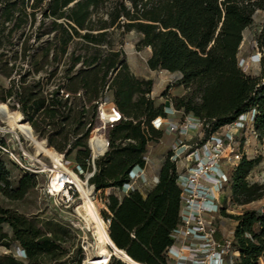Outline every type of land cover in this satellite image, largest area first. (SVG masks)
<instances>
[{
    "label": "trees",
    "instance_id": "obj_1",
    "mask_svg": "<svg viewBox=\"0 0 264 264\" xmlns=\"http://www.w3.org/2000/svg\"><path fill=\"white\" fill-rule=\"evenodd\" d=\"M258 12L264 14V0H0V103L65 160L94 173L89 183L97 191L118 190L106 198L102 217L114 244L139 264H176L169 249L184 228L182 169L172 149L159 157L158 179L144 191L137 184L141 176L131 178L137 169L148 172L153 146L179 133L168 134L167 125L157 129L154 121L197 119L202 148L246 115L243 131L264 138V77L241 65L245 33ZM131 32L141 36L140 49L150 48L151 71L177 75L184 91L173 97V116L166 113L170 86L158 91L155 78L132 71L123 48ZM257 44L264 54V23ZM105 103L115 106L121 121L112 123L108 150L94 160L89 140ZM94 142L98 155L103 141ZM261 162L244 153L226 169L221 214L234 221L227 241L235 255L225 264L264 258V210L246 208L264 199V184L249 181ZM36 185L26 173L14 190H0L21 200ZM229 205L244 210L228 215ZM64 228L2 213L0 247L9 253L0 254V264H83L71 257ZM109 264L127 263L113 256Z\"/></svg>",
    "mask_w": 264,
    "mask_h": 264
},
{
    "label": "rangeland",
    "instance_id": "obj_2",
    "mask_svg": "<svg viewBox=\"0 0 264 264\" xmlns=\"http://www.w3.org/2000/svg\"><path fill=\"white\" fill-rule=\"evenodd\" d=\"M263 23L264 14L258 12L255 16L253 26L245 33L241 49V65L246 71H249L253 75L264 77V54L258 49L257 44V36L261 31ZM140 38L141 36L135 32L123 36V48L132 71L140 77L155 78L158 84V91L166 90L170 86V100L166 104L173 108V101L175 100L173 97L178 95L179 92L184 91L183 88H179V85H177V75H171L164 71H151L147 66V60L151 50L150 48H139ZM120 39L119 36L116 37L117 41ZM114 109L115 106L113 104L105 103L100 106L98 113L101 110L113 112ZM13 121H19L20 123L29 125L22 119V116L18 112L12 111L8 105L0 103V138L6 143L5 146H2L0 143V187H7L8 191L14 190L18 187L20 179L26 173L35 176L37 185L35 189L30 191L21 200H12L0 190V216L4 212H9L16 216H23L27 222L44 223L45 225L47 223L51 225H62L65 227V240L67 241L65 245L70 249L71 257H73L74 260L81 257L82 263L86 264V261L96 254L98 239L94 221L85 219L83 214L78 211L79 207L85 204V198L74 183L68 186L67 193H49L55 173L59 175L60 172H66L63 170L65 168L56 169L54 161L49 156L41 154L36 145L21 134L17 126H12ZM163 123L164 125L168 123L179 124L178 121H174L172 118L163 120ZM113 126L114 124L103 121L101 115H99V118L96 120V126L91 134L89 145L93 137L107 139L110 129ZM245 126L246 123L238 129L230 127L224 128L217 137H225L227 144L223 143V146H221L212 139L203 149L198 148L201 146V142L204 138L200 129L194 130L189 126L187 133L170 135L173 138L172 142H164L152 147L149 156L150 162L148 172H144V179H142L143 184L137 183L139 188L144 191L146 187L151 185L153 180H156L155 176L159 171V157L165 154L169 149H172L176 153L184 178L192 179V181L200 179L197 178V174L195 175L192 171V169L198 167V165L204 167V170H208L211 175L216 173L210 162V159L214 157L223 172H226V169L232 166L230 159L234 153H245L251 157L261 156L262 162L251 173L249 181L251 183L264 184V138L260 139L258 135H254L249 130L244 132L243 129ZM227 133H229L231 137H228ZM168 134L171 133L168 132ZM34 136L36 139L48 145L45 140L37 137L35 133ZM49 148L56 151L51 147ZM208 150L213 152L214 156H209ZM203 154L205 157H203ZM59 155L63 162L67 161L63 155L60 153ZM92 155L93 157L95 156L93 150ZM66 167L70 173V177L72 171L83 182L86 191L91 194V198L95 202L99 214L102 217V212L106 210V198L113 193H118V190L108 189L106 191H97L89 183L88 178L92 172L77 171L74 163ZM2 177H5L7 181H2ZM200 183L207 185V183L202 180ZM193 189L195 192L196 187H193ZM224 195L225 192H223V190L217 195L218 210L216 213L203 215V223L206 232L208 233L209 230L215 231L213 237L210 239L209 248L204 246L207 243L205 238H199L193 235L192 237L185 236V234L182 233L177 234L178 242L176 246L182 252L183 257H185L183 259H186L187 264H189L192 258L196 257L197 254L199 255L198 259H207V257H204L206 255H202L201 253L210 252L209 255H211L218 250V245L222 247L232 235L230 230L234 226V221L221 214V203ZM194 196L195 195H191L190 197V195H187L186 198L203 202L204 197L198 198ZM246 208L264 210V199ZM243 210L244 207L229 205L226 213L228 215H237ZM104 223L108 230V223L105 221ZM4 230L8 232V227H5ZM186 230V228L182 229V231ZM9 234L12 236L11 232H9ZM190 243H195V245H191ZM188 245L191 247L189 250L187 249ZM79 250L83 252L82 256L78 253L80 252ZM5 253H9V251L0 247V254L2 255ZM115 257L125 262L120 256L115 255ZM261 264H264V258L261 260Z\"/></svg>",
    "mask_w": 264,
    "mask_h": 264
},
{
    "label": "built area",
    "instance_id": "obj_3",
    "mask_svg": "<svg viewBox=\"0 0 264 264\" xmlns=\"http://www.w3.org/2000/svg\"><path fill=\"white\" fill-rule=\"evenodd\" d=\"M162 72V71H160ZM115 110H117L115 108ZM119 113V112H118ZM166 113L168 115H174L176 113V110L172 107H168L166 108ZM163 120H166L165 118H158L154 121V126L157 129H160L164 123ZM252 120V119H251ZM121 121V114L119 113V117L117 119V123H119ZM247 121V116L243 115L240 117L239 121L231 124L229 126H227V128H241L244 123ZM191 123V124H190ZM167 125V131L170 133H173L174 131H179V133H187L189 126H191L192 129L194 130H198L201 127L200 122L193 118V117H188L186 119V122L183 124H176V123H168L165 124ZM112 128V127H111ZM228 137H231L229 133H227ZM214 140L216 142H218V144H220L221 146H223L224 140L221 137H217V135L213 136L211 138V140ZM210 140V141H211ZM209 141V142H210ZM110 145V142H109ZM206 145L202 146L201 149H203V147H205ZM204 153V152H203ZM209 156H214V153L209 151ZM194 154V153H193ZM203 157H205V155L203 154ZM94 159V158H93ZM95 160V159H94ZM241 160V154H236V155H232V158L230 159L231 165L235 166L237 165V163ZM147 161L150 162V159H147ZM210 162L213 164H211V166L214 168V170L216 171L215 174L211 175V173L208 170H204V167H200L198 165V167L193 168L192 171L193 173L196 175L197 174V178L200 179H195L192 181V179H185L183 175H181L179 182L181 184V186L184 189V201L186 204L185 210L183 212V216H182V220L184 223V228H186V231H176V238H177V234L182 233L185 234V236H197L199 238H205L206 240V244L204 245L206 248L210 246V242H211V238L213 237L214 234V230H209L208 233L205 230V226L203 223V215H207V214H213L216 213L218 210V204H217V195L220 194V192L223 190V186L224 184L227 182V176L226 173L223 172V170L220 168L218 162L215 161V157L210 159ZM72 163L69 161L65 162V166H70ZM76 166V170L77 171H82V169ZM66 172H60L59 179H65V178H69L70 177V173L67 169H63ZM213 170V171H214ZM140 171V174H139ZM214 171V172H215ZM200 172V173H198ZM94 173H92L88 179H90L91 176H93ZM141 176L142 179H144V172L140 169H137L136 171H133L131 173V178L135 179L137 177ZM155 179L157 180L158 178L155 177ZM204 181L206 184H202L200 183V181ZM72 185L71 183H65V189L66 191H68V186ZM193 187H196L195 192ZM131 188L130 185H125L124 190L127 191ZM216 189V191H215ZM49 193L53 194L54 191L50 190ZM187 195H195L194 197H200L203 198L204 200L203 202H198L197 200H190L187 199L186 196ZM263 210V209H262ZM183 228V229H184ZM191 245H195V243H190ZM204 244V243H202ZM221 248V249H220ZM187 249H191L190 245L187 246ZM179 248L175 245L173 247H171L169 249V255L170 257H172L173 259H176V264H187L186 263V259H183L185 257H183L182 252H179ZM195 253V252H194ZM198 253V252H197ZM202 255H206L204 257H207V259H198V254L196 255V257L192 258V261L189 262V264H225L227 259H229V261L232 262V258L235 255V253L231 252V243L230 241H226L225 244L221 247V245H218V250L214 253H212L211 255L210 252L209 253H201ZM201 255V257H202ZM17 256L20 258H26V255L24 253V251L18 250L17 251Z\"/></svg>",
    "mask_w": 264,
    "mask_h": 264
},
{
    "label": "bare ground",
    "instance_id": "obj_4",
    "mask_svg": "<svg viewBox=\"0 0 264 264\" xmlns=\"http://www.w3.org/2000/svg\"><path fill=\"white\" fill-rule=\"evenodd\" d=\"M100 115L102 120L106 123L116 122L119 117V113L115 109L113 110V112H106L105 110H101ZM12 126H17L21 131V134H23L27 139L32 141L39 149V152H41V154L49 156L54 161L56 169H67L64 164L65 161L63 162L61 160L59 153L51 150L48 145H46V143L35 138L33 129L30 125L20 123L19 121H13ZM96 138H100L103 141L102 147L99 146L98 155L104 154L108 150L109 145L108 140L106 138L93 137L91 139V147L94 154L98 156L95 152V150H97V146L94 142ZM65 183H74L75 185H77L79 191L85 198V204L79 207L78 211L83 214L85 219L92 220L96 224V236L98 239L96 254L93 257H90L86 261V264H109L110 260L115 255L120 256L128 264H139L134 261L126 252L119 249L114 244V242L110 238L108 230L106 229L105 223L99 214L98 208L91 198V194L86 191L83 182L75 173L71 171V177L65 179H59L58 174L55 173L50 188L52 191L57 193L66 192Z\"/></svg>",
    "mask_w": 264,
    "mask_h": 264
},
{
    "label": "water",
    "instance_id": "obj_5",
    "mask_svg": "<svg viewBox=\"0 0 264 264\" xmlns=\"http://www.w3.org/2000/svg\"><path fill=\"white\" fill-rule=\"evenodd\" d=\"M103 155H104V154H103ZM103 155H98V156H103ZM98 156L95 155L93 158H94V159H97ZM91 177H92V176H91ZM91 177H90V178H91Z\"/></svg>",
    "mask_w": 264,
    "mask_h": 264
}]
</instances>
